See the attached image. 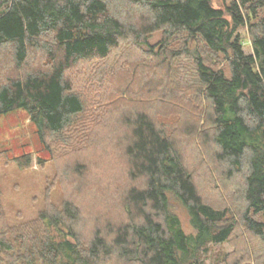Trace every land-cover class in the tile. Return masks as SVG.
I'll list each match as a JSON object with an SVG mask.
<instances>
[{"label": "trees", "instance_id": "16d2710c", "mask_svg": "<svg viewBox=\"0 0 264 264\" xmlns=\"http://www.w3.org/2000/svg\"><path fill=\"white\" fill-rule=\"evenodd\" d=\"M214 1L0 0V115L27 110L76 178L101 143L122 167L17 226L0 196V264H264V0Z\"/></svg>", "mask_w": 264, "mask_h": 264}, {"label": "rangeland", "instance_id": "374dc122", "mask_svg": "<svg viewBox=\"0 0 264 264\" xmlns=\"http://www.w3.org/2000/svg\"><path fill=\"white\" fill-rule=\"evenodd\" d=\"M230 0H215L216 7H222L224 3ZM242 39L244 41V49L247 53H251L252 36L248 26L240 29ZM157 36L156 38H159ZM74 136V135H73ZM73 141V140H72ZM71 149V147H69ZM214 146L211 145L206 151L208 160L213 156ZM0 196L1 205L10 226H17L35 220L39 213L50 205L61 206L66 198L78 199L72 193L73 187H79L81 183L90 186L89 192L93 191L96 198L103 201V193L106 189H113L112 185L115 181L114 173L122 172V167L114 160L115 153L110 155L111 147L107 143L97 144L89 147L87 160V175L79 179L74 176V162L79 158L71 152L58 160L51 159V153L40 142L36 125L30 121V115L27 110L19 109L13 112L0 115ZM59 145L56 147V153H61ZM190 151V155L198 160L197 152ZM29 154L33 161L30 165L21 166L15 158H20ZM40 157L44 159L43 163H39ZM213 159V158H212ZM89 162V163H88ZM69 165V167H67ZM201 170L202 179L205 180L208 174H205L204 168ZM93 184L96 186L94 187ZM80 188V187H79ZM92 189V190H91ZM88 198L82 199L80 204L84 208L83 221L89 222L91 216L96 213H106L107 206L102 203L96 205V210L91 207L95 204ZM119 210H116L118 212ZM92 214V215H91ZM118 216L117 213H110ZM185 227L189 229L186 218ZM94 221V217L92 221ZM85 222L82 223V229L85 228ZM90 230V229H89ZM88 235L87 232L83 234ZM215 246L210 255L206 258L207 263H212L215 258ZM226 252L233 251V246L225 243L221 247Z\"/></svg>", "mask_w": 264, "mask_h": 264}]
</instances>
